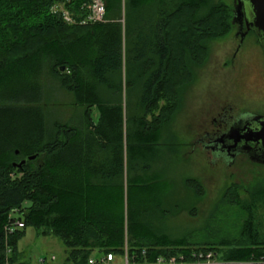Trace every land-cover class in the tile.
Segmentation results:
<instances>
[{"label": "trees", "instance_id": "16d2710c", "mask_svg": "<svg viewBox=\"0 0 264 264\" xmlns=\"http://www.w3.org/2000/svg\"><path fill=\"white\" fill-rule=\"evenodd\" d=\"M57 1L78 16L86 0H0V264H29L19 246L28 227L63 241L64 264L107 252L119 257L126 246L141 262L196 246L258 264L263 174L221 191L215 206L242 219L231 234L206 225L174 236L166 224L197 210L207 193L182 170V143L171 126L195 69L208 60L209 42L232 31V7L124 0L123 12V0H105V21L82 24L54 14ZM55 79L83 109L77 122L49 113L45 85ZM135 86L137 109L126 117L124 92ZM12 212L25 225L9 233Z\"/></svg>", "mask_w": 264, "mask_h": 264}, {"label": "rangeland", "instance_id": "374dc122", "mask_svg": "<svg viewBox=\"0 0 264 264\" xmlns=\"http://www.w3.org/2000/svg\"><path fill=\"white\" fill-rule=\"evenodd\" d=\"M222 1L234 10L236 0ZM209 48L208 60L195 69V79L184 91L181 109L171 126L182 143V170L200 179L207 193L193 213L184 211L166 219L168 232L174 236L206 225L209 231L231 234L242 219L233 217L227 205L215 206L221 191L231 182L248 185L256 176L264 175V166L254 163L246 154H240L230 162L225 155L213 153L198 140L211 128L212 117L219 108L228 103L236 114L246 110L264 112V52L257 34L251 31L242 40L239 25L235 23L226 37L210 41ZM139 95L140 86L133 87L127 97L124 92L126 117L137 109ZM45 96L52 118L68 123L80 120L83 109L75 105L73 96L58 79L45 85ZM97 113L95 109V117ZM167 153L172 154L171 151ZM254 224L258 238L264 239V202H259L255 210ZM19 246L29 264H40L42 259L50 262L53 255L58 263H62L66 257L67 248L58 236L39 234L34 227L27 228Z\"/></svg>", "mask_w": 264, "mask_h": 264}, {"label": "built area", "instance_id": "2783aa9c", "mask_svg": "<svg viewBox=\"0 0 264 264\" xmlns=\"http://www.w3.org/2000/svg\"><path fill=\"white\" fill-rule=\"evenodd\" d=\"M52 12L59 15L68 23H74L79 20L80 23H96L105 21L106 2L105 0H86L80 8L81 14L75 16L74 12L69 9L65 1H57L51 8ZM9 224L6 226V231L14 232L16 229L24 227L25 223L22 217L12 212L9 216ZM258 264L264 263V259ZM40 264H64L58 263L57 257L53 255L50 262L42 259ZM87 264H253L252 261L227 260L220 257L219 253L206 247H186L177 254L161 255L154 261H138L135 256H129L128 247H125V252L117 257L113 252L95 254L91 256Z\"/></svg>", "mask_w": 264, "mask_h": 264}, {"label": "water", "instance_id": "95a60500", "mask_svg": "<svg viewBox=\"0 0 264 264\" xmlns=\"http://www.w3.org/2000/svg\"><path fill=\"white\" fill-rule=\"evenodd\" d=\"M232 22L239 25L242 39L254 31L264 52V0H236ZM245 30L243 31V28ZM226 148V158L233 162L239 153L245 152L250 160L264 165V115L250 114L234 123L221 139ZM223 149V148H221ZM32 155L15 162V167H22Z\"/></svg>", "mask_w": 264, "mask_h": 264}, {"label": "flooded vegetation", "instance_id": "af4514ba", "mask_svg": "<svg viewBox=\"0 0 264 264\" xmlns=\"http://www.w3.org/2000/svg\"><path fill=\"white\" fill-rule=\"evenodd\" d=\"M244 29H245V27L243 28V31H244ZM250 114L264 115V112L258 113V112L246 110V111L241 112L240 114H236V113H234V110H233V107L231 106V104L228 103L224 106H221L219 108V110L217 111V113L212 117L211 128L205 130L204 136L199 137L198 140L206 148L211 149V151H213V153H215L217 155H227L226 148L224 147L223 142L221 140L223 138V135L239 119H241L242 117H244L246 115H250ZM221 148H223V149H221ZM240 154H246V153L243 152V153H239L238 155H240Z\"/></svg>", "mask_w": 264, "mask_h": 264}, {"label": "crops", "instance_id": "0c3cea01", "mask_svg": "<svg viewBox=\"0 0 264 264\" xmlns=\"http://www.w3.org/2000/svg\"><path fill=\"white\" fill-rule=\"evenodd\" d=\"M63 263V262H62Z\"/></svg>", "mask_w": 264, "mask_h": 264}]
</instances>
